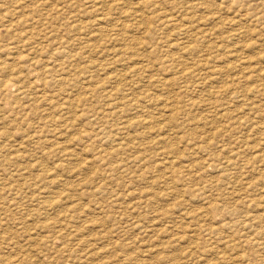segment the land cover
Returning <instances> with one entry per match:
<instances>
[{"label": "rangeland", "instance_id": "rangeland-1", "mask_svg": "<svg viewBox=\"0 0 264 264\" xmlns=\"http://www.w3.org/2000/svg\"><path fill=\"white\" fill-rule=\"evenodd\" d=\"M139 1L0 0V264H264V0Z\"/></svg>", "mask_w": 264, "mask_h": 264}, {"label": "bare ground", "instance_id": "bare-ground-1", "mask_svg": "<svg viewBox=\"0 0 264 264\" xmlns=\"http://www.w3.org/2000/svg\"><path fill=\"white\" fill-rule=\"evenodd\" d=\"M138 5H141L143 8H145L146 6H148V0H142L141 2L139 1L138 3H137ZM129 14V13H128ZM129 17V16H128ZM130 17H131V15H130ZM159 17V20L161 21H164L163 22V26H166V27H168V28H171V27H175L176 25H178L179 24V28L181 29L183 26H184V24L183 23H178L179 22V18L178 19H176V18H174V16H172L171 14H167V15H164V16H162V17H160V16H158ZM259 17V16H258ZM236 20V19H235ZM261 20V18L259 17L258 19H257V22H259ZM148 21V20H147ZM214 21V20H213ZM213 21H212V23H213ZM234 21V20H233ZM208 22V21H207ZM260 23H261V21H260ZM259 23V24H260ZM232 24V23H231ZM17 25V24H16ZM237 25V24H236ZM228 26V25H227ZM264 26V25H263ZM200 27V26H199ZM197 27H195V29H196ZM264 28V27H263ZM14 29V28H13ZM255 29H257L256 27L254 28V29H252V31H253V33H255L254 35H257L258 37H264V32H263V30L261 29L260 31H256ZM182 30V32H180L179 34H182V39H183V41L182 42H176V48H178V49H181V50H183V53H182V56H178V57H184L185 55H186V53H189V52H191L192 51V49H193V47H192V45H190L191 43L190 42H192V41H194L195 39H193L194 38V35L195 34H193V32H192V30L191 29H186V28H184V29H181ZM198 30V29H197ZM199 31V30H198ZM236 31V30H235ZM246 32V31H245ZM208 33V32H207ZM210 33V32H209ZM208 33V34H209ZM200 35H203V34H200ZM210 35V34H209ZM233 36V35H232ZM231 36V37H232ZM252 36V35H251ZM234 37V36H233ZM229 38L230 37H223L222 39H221V43H222V45H220L219 44V46H223V44L226 42V41H228L229 40ZM255 38V37H254ZM257 38V37H256ZM255 38V39H256ZM264 39V38H263ZM200 40H202V38L200 39ZM219 40V39H218ZM170 41V40H169ZM188 43H190V44H188ZM201 43V42H200ZM219 43V42H218ZM174 45V44H173ZM172 46V45H171ZM175 47V46H174ZM188 51V52H187ZM196 52V51H195ZM263 56V55H262ZM184 59V58H183ZM206 59V58H205ZM246 59V58H245ZM180 60V59H179ZM182 60V59H181ZM186 60V59H185ZM208 61V60H207ZM65 65V64H64ZM45 67V66H44ZM44 70V71H43ZM43 70H42V74L44 75V74H49V75H53V73H54V67H50V66H48L46 69H44L43 68ZM191 71H193V70H191ZM2 72H3V70H2ZM15 73V72H14ZM58 73V72H57ZM65 74V73H64ZM14 76V75H13ZM12 76V77H13ZM54 76V75H53ZM96 76V75H95ZM108 77V76H107ZM115 77V79H117V76H114ZM121 77H122V75H121ZM53 78V77H52ZM59 78V77H58ZM61 78V77H60ZM65 78V77H64ZM50 79V78H49ZM62 79V78H61ZM19 81H18V79H12V78H8V79H6V80H3L2 82H0V86H1V94L2 95H4V96H6V97H8V96H13V93L8 89V87H9V85L10 84H16V83H18ZM58 83V82H57ZM19 87V86H18ZM22 87V86H21ZM121 88V87H120ZM21 90L22 89H19V92H21ZM118 90H122V89H118ZM25 93V92H24ZM250 100V99H249ZM49 101V100H48ZM14 106V105H13ZM169 151V150H168ZM213 162V161H212ZM226 164L224 165L225 167H229V166H232V165H234L235 164V161H234V158L232 157V158H229V159H227L226 161ZM215 163V162H214ZM175 171V170H174ZM175 174H176V172H174ZM178 174V173H177ZM176 174V175H177ZM225 176V175H224ZM226 177V176H225ZM215 184V183H214ZM216 198V197H215ZM251 198V197H250ZM252 199V198H251ZM244 201V200H243ZM251 201H253V199L251 200ZM262 200H260V201H258L257 203H258V205L260 206L261 204L263 205L264 203V201H262V203H260ZM248 205V204H247ZM262 220H264V213H260V214H251V215H249V216H247L246 217V219H244L243 220V228L244 229H247V228H249V227H252V226H254V224L252 223V222H255V221H257V222H261ZM209 231L211 230V228H207ZM207 230V231H208ZM184 231V230H183ZM215 231H217V229H215ZM242 237V238H241ZM240 238L241 239H239V242H238V245H237V247L238 246H241V244H245L246 243V245L247 244H249V245H252V247H258V248H263L264 249V230L263 231H258L257 232V236H255V237H253V238H247V237H245V236H241ZM241 259L240 260H242V255H241V257H240ZM261 260L264 262V254H261Z\"/></svg>", "mask_w": 264, "mask_h": 264}]
</instances>
